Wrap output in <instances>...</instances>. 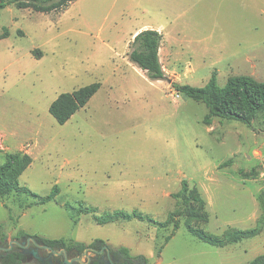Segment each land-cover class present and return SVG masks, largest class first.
I'll use <instances>...</instances> for the list:
<instances>
[{"label":"rangeland","instance_id":"obj_1","mask_svg":"<svg viewBox=\"0 0 264 264\" xmlns=\"http://www.w3.org/2000/svg\"><path fill=\"white\" fill-rule=\"evenodd\" d=\"M144 25L163 36V81L129 61L131 38ZM215 72L221 87L241 75L264 82V0L2 9L0 165L6 154L27 153L33 162L20 186L39 198L59 190L29 208L37 200L26 194L0 198L6 242L19 231L88 247L103 240L146 264H251L264 255V111L251 127L219 118L206 125L207 107L173 88L203 87ZM97 82L88 105L58 124L51 103ZM119 210L143 218L101 222ZM251 229L258 234L226 236Z\"/></svg>","mask_w":264,"mask_h":264},{"label":"trees","instance_id":"obj_2","mask_svg":"<svg viewBox=\"0 0 264 264\" xmlns=\"http://www.w3.org/2000/svg\"><path fill=\"white\" fill-rule=\"evenodd\" d=\"M76 0H0V12L7 5L13 4L19 9H30L38 13H51L64 11ZM162 34L154 29H147L139 32L130 46L128 54L129 61L138 69L145 72L150 81H163L166 79L164 69L160 61V48L162 45ZM101 83H93L69 93H63L53 101L49 107V112L60 125L66 124L80 109L86 107L91 99L101 89ZM173 88L186 98L195 102L204 104L208 109V114L204 119L206 125H211L215 118L225 121H236L249 127L260 112L264 111V82L247 75L234 76L228 79L225 86L221 87L217 81L215 72L209 82L203 87H194L190 85L173 84ZM32 157L27 153L6 154L5 162L0 165V198L5 199L11 194L18 192L31 196L37 201L29 203L28 208L34 204H46L52 201L58 195V188L45 198H39L38 195L26 187H21L19 178L31 166ZM229 163H225L228 165ZM187 183L182 182V189L179 197H186ZM199 201L198 197L192 199ZM9 218L17 225L18 219L9 210ZM142 219L137 211L131 213L125 211H115L112 214H104L101 217L102 223H109L115 220ZM150 220V219H149ZM258 234L257 229L247 231H236L226 236L232 239H239L245 236H254ZM202 238H209L202 234ZM33 237L39 244L49 246L55 250L66 249L68 252L74 251L82 253L88 246L78 242H68L65 239H46L39 236H31L24 231H19L16 241L26 240ZM6 235L4 224L0 225V245H5ZM103 240H95L90 247L100 250L106 246ZM20 248L14 246L10 252L2 254L0 264H33L34 260L27 259L20 253ZM111 249V248H110ZM111 256L118 261V264H146L143 256L133 257L126 247L111 249ZM39 264H49L41 263ZM90 264H109L107 260L98 258ZM251 264H264V255L256 257Z\"/></svg>","mask_w":264,"mask_h":264},{"label":"water","instance_id":"obj_3","mask_svg":"<svg viewBox=\"0 0 264 264\" xmlns=\"http://www.w3.org/2000/svg\"><path fill=\"white\" fill-rule=\"evenodd\" d=\"M171 83V80H168ZM16 245L22 250L28 249L30 246H33L32 254L33 256H37L39 251L43 250L48 253L49 257L64 258V264H90L93 260L98 259L99 257L104 258L105 256L109 261L112 262L111 259V249L108 246H104L100 250H97L93 247H87L82 253L78 256H74L69 258V252L66 249L55 250L49 246L39 244L33 237H30L22 242L11 241L9 242L8 247H1L0 251L10 252L13 249V246Z\"/></svg>","mask_w":264,"mask_h":264},{"label":"flooded vegetation","instance_id":"obj_4","mask_svg":"<svg viewBox=\"0 0 264 264\" xmlns=\"http://www.w3.org/2000/svg\"><path fill=\"white\" fill-rule=\"evenodd\" d=\"M16 241V240H14ZM23 241V240H22ZM20 241V242H22ZM19 242V241H18ZM1 247H8L9 246V242L5 243V245H0ZM16 246V245H14ZM13 246V248H14ZM18 247V246H17ZM19 248V247H18ZM33 246H30L28 249L26 250H22V249H19L20 253L24 254V256L27 258V259H31V260H34L36 262H41V263H49V264H64V258L63 257H60V258H56V257H49L48 256V253L46 251H39L38 255L37 256H33L32 254V250H33ZM13 250V249H12ZM4 253H7V252H3V251H0V257L2 256V254ZM80 253L78 252H74V251H70L69 252V258H72L74 256H78ZM101 258V257H99ZM103 260H107L109 264H118V261H115L114 258H112L111 256V259H112V262L108 260V258L105 256L104 258H101ZM97 260V259H96ZM94 261V260H93Z\"/></svg>","mask_w":264,"mask_h":264},{"label":"crops","instance_id":"obj_5","mask_svg":"<svg viewBox=\"0 0 264 264\" xmlns=\"http://www.w3.org/2000/svg\"><path fill=\"white\" fill-rule=\"evenodd\" d=\"M147 29H155V28H151L150 26H146V25H144V26H141V27L135 29L134 34H133V36H132V38H131V43L133 42L135 36H136L139 32H141V31H143V30H147ZM156 30L159 31L158 29H156ZM159 32H160V31H159ZM160 33H161V32H160ZM159 56H160V52H159Z\"/></svg>","mask_w":264,"mask_h":264}]
</instances>
